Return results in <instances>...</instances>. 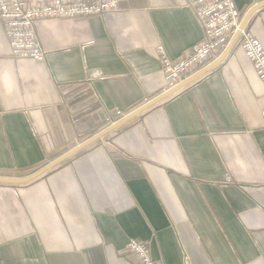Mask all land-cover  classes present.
<instances>
[{"label":"crops","instance_id":"1","mask_svg":"<svg viewBox=\"0 0 264 264\" xmlns=\"http://www.w3.org/2000/svg\"><path fill=\"white\" fill-rule=\"evenodd\" d=\"M193 1L37 20L41 62L11 56L0 22V176L29 175L165 91L156 48L173 60L201 42ZM232 1L244 14L263 0ZM246 28L264 50V7ZM135 238L156 264H264V82L238 39L45 175L0 184V264H136Z\"/></svg>","mask_w":264,"mask_h":264},{"label":"built area","instance_id":"2","mask_svg":"<svg viewBox=\"0 0 264 264\" xmlns=\"http://www.w3.org/2000/svg\"><path fill=\"white\" fill-rule=\"evenodd\" d=\"M122 0H0V22L9 43L11 56L41 62L45 53L37 39L34 22L40 19H83L113 12ZM203 38L176 59H170L161 45L156 48L162 65L166 90L189 77L226 48L239 27L242 13L232 0H195L191 2ZM238 42L264 82V50L247 28ZM124 114L116 110L107 119L113 123ZM125 248L136 257V264H156L145 241L129 239Z\"/></svg>","mask_w":264,"mask_h":264},{"label":"water","instance_id":"3","mask_svg":"<svg viewBox=\"0 0 264 264\" xmlns=\"http://www.w3.org/2000/svg\"><path fill=\"white\" fill-rule=\"evenodd\" d=\"M260 3L255 4L254 6L250 7L248 10L245 11V13L242 15V19L240 22L239 27L234 31L233 35L231 36V39L229 40L228 44L226 45V48L222 51V53L212 61V63L205 65L202 69L194 72L193 74L189 75V77L177 85L174 86V88L167 89L163 91L159 96L154 97L148 101L145 102V104L131 110L130 113H127L126 115H123L122 117L118 118L117 121L111 123L109 126L102 129V131H99L98 133L88 137L85 141L81 142L80 144H77L74 146V148L66 151L65 153H62L58 158L55 160H52L48 163H46L43 167L34 170L29 175L26 176H16V177H9V176H0V184H8V185H21V184H27L31 183V181L45 175V173L51 171L52 169L59 166L60 163L74 157L75 154L83 151L84 149L88 148L92 144L96 143L97 141L101 140L104 136L114 132L117 130V128L123 126L125 123L131 121L132 118L146 112V110L150 109L151 107L159 104L164 99L172 96L175 94L176 91L180 90L181 88L189 85V83L199 79L203 74L207 73L208 71L214 69L218 66V64L221 63V61L229 54V52L232 50L233 44L237 41L240 31L243 30L246 26L247 21L250 19V16L260 10V8L264 7V0L259 1Z\"/></svg>","mask_w":264,"mask_h":264}]
</instances>
